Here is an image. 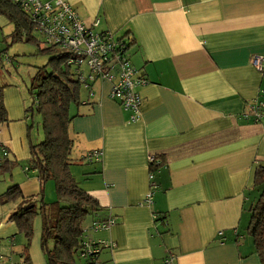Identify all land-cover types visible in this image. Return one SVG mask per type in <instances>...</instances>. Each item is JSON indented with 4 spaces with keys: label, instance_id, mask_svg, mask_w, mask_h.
<instances>
[{
    "label": "crops",
    "instance_id": "0c3cea01",
    "mask_svg": "<svg viewBox=\"0 0 264 264\" xmlns=\"http://www.w3.org/2000/svg\"><path fill=\"white\" fill-rule=\"evenodd\" d=\"M68 1L82 21L98 18L96 30L129 43L127 54L148 81L134 122L109 97L108 81L71 106L72 165L82 166L71 171L104 209L84 224V242L115 241L100 255L104 264H161L170 255L175 264H261L247 227L261 192L254 180L264 165V118L242 113L264 102V71L250 62L264 55V0ZM4 100L1 149L27 163L35 115L16 89H5ZM92 150H102V160L85 165ZM150 155L160 166L146 204ZM25 168L14 166L9 182L0 174V196L14 184L24 197L40 193L37 172ZM21 203L0 201V264L23 261L25 240L10 220ZM109 216L113 227L92 229ZM33 227L29 254L42 264L39 215Z\"/></svg>",
    "mask_w": 264,
    "mask_h": 264
},
{
    "label": "trees",
    "instance_id": "16d2710c",
    "mask_svg": "<svg viewBox=\"0 0 264 264\" xmlns=\"http://www.w3.org/2000/svg\"><path fill=\"white\" fill-rule=\"evenodd\" d=\"M0 15L15 25L11 35L13 42L21 38L23 31L29 36L33 33L27 16L9 0H0ZM30 39L36 40L33 36ZM120 41L128 49L129 43ZM41 51H53L55 55L50 59L51 70L40 68L32 82L37 96L33 95L29 110L33 113L37 111L42 117L45 138L38 144L30 145V157L25 168L37 172L41 191L37 196L24 197L19 186L14 184L2 193L0 201L7 204L22 199L18 210L10 218L25 240L21 264H33L29 251L34 234L33 222L38 215L41 217L40 248L46 263L77 264V256L83 259L85 219L104 210L97 199L78 187L71 173L73 139L70 124L73 116L70 109L72 105L81 103L82 90L87 89V85L80 79L77 69L68 64L70 56L66 52L54 46H47ZM4 90L0 87V128L9 120ZM2 151L0 145V174H5L12 171L18 162L8 158L6 150ZM154 157L155 162L149 165L152 173L160 166L158 157ZM50 179L55 182L58 199L46 204L44 186ZM254 186L259 187L261 192L251 208L247 234L253 239L256 253L264 264V165L256 170ZM38 196L40 199L36 198ZM155 218L159 219L157 214ZM49 243H53V248L49 249ZM85 264L89 262L85 260Z\"/></svg>",
    "mask_w": 264,
    "mask_h": 264
},
{
    "label": "built area",
    "instance_id": "2783aa9c",
    "mask_svg": "<svg viewBox=\"0 0 264 264\" xmlns=\"http://www.w3.org/2000/svg\"><path fill=\"white\" fill-rule=\"evenodd\" d=\"M17 5L30 21L33 32L38 33L47 46H54L70 56L68 64L77 69L80 79L87 89L97 81L111 83L109 97L129 111L130 121L140 118L141 96L139 88L148 81L132 64L127 45L115 38L110 31H98L100 20L92 23L82 21L68 0H9ZM251 64L260 72L264 71V55L256 54ZM243 117L261 121L264 118V102L254 100L242 113ZM102 150H92L83 156L86 162L101 161ZM155 162L149 156V165ZM150 189L144 202L152 204L156 184L154 173L150 172ZM116 224L113 216L106 220L93 222L94 231L108 230ZM117 244L113 240L102 239L96 242H84L81 257L89 264H104L100 255L105 250H113ZM174 256L166 257L161 264H175Z\"/></svg>",
    "mask_w": 264,
    "mask_h": 264
},
{
    "label": "rangeland",
    "instance_id": "374dc122",
    "mask_svg": "<svg viewBox=\"0 0 264 264\" xmlns=\"http://www.w3.org/2000/svg\"><path fill=\"white\" fill-rule=\"evenodd\" d=\"M14 31L15 25L8 18L0 15V87H4L6 90L8 88L11 90H18L23 95V97L30 102L29 106H31L33 102V95L37 96V92L32 89V82L40 68L45 67L47 71L51 70L49 65L50 59L54 57L55 53L53 51H41L42 49L46 48L47 45L42 43L43 40L41 39V36L35 32L31 33V36L35 37L36 40H31V36H29L27 32L23 31L21 38L13 42L11 35ZM34 115L32 140L33 144H38L45 138L44 126L43 119L39 113L36 111L34 112ZM85 163V165H90L88 164L89 162L85 161ZM27 164L28 162H20L15 165V168L18 169L20 167L23 169ZM75 166L77 165H71V168ZM10 176L11 172L2 175L6 182L10 181ZM77 178L78 179L75 178V180L78 184V187L83 189L80 176ZM46 183L47 189L44 192L43 198L46 204H51L56 202L58 199L56 186L52 179L48 180ZM258 190L260 191L261 189L258 187ZM91 216L92 214L88 215L84 224L86 223L88 225ZM48 247L49 249L53 248V243H49ZM43 260L44 263L42 264H47L46 259L44 258ZM77 264H85V259H81L79 256H77Z\"/></svg>",
    "mask_w": 264,
    "mask_h": 264
}]
</instances>
